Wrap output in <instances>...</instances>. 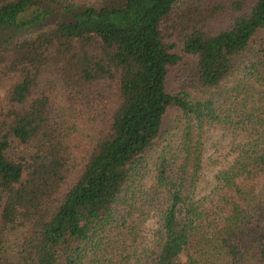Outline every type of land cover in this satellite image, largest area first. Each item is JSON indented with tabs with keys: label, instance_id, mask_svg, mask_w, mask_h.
Listing matches in <instances>:
<instances>
[{
	"label": "trees",
	"instance_id": "1",
	"mask_svg": "<svg viewBox=\"0 0 264 264\" xmlns=\"http://www.w3.org/2000/svg\"><path fill=\"white\" fill-rule=\"evenodd\" d=\"M9 29L0 264H264V0H0Z\"/></svg>",
	"mask_w": 264,
	"mask_h": 264
},
{
	"label": "rangeland",
	"instance_id": "2",
	"mask_svg": "<svg viewBox=\"0 0 264 264\" xmlns=\"http://www.w3.org/2000/svg\"><path fill=\"white\" fill-rule=\"evenodd\" d=\"M80 1H88V0H63L64 3H74L78 4ZM183 0H179V3ZM34 29L28 30V31H19L16 29H9L6 31H2L0 33V46L5 41V39L10 38H16L21 37L24 35H28L32 33ZM0 95L3 98L5 96V89L0 90ZM176 120V114L173 112L170 113L169 117L167 118L166 125H172L175 123ZM230 140V137L228 135H225L220 131H214L211 130L208 133V142L206 144V150H205V156H204V166L201 174V179L198 183V197H202L209 193L214 186L216 185L215 176L217 172L220 170L221 167H223L230 158L226 157V155H221L224 151L222 149L219 152H216L217 148L215 147L216 144L218 147H221L223 145H226L228 141ZM221 155V156H220ZM222 161L218 164H216V161ZM216 160V161H215ZM215 161V164L213 163Z\"/></svg>",
	"mask_w": 264,
	"mask_h": 264
}]
</instances>
